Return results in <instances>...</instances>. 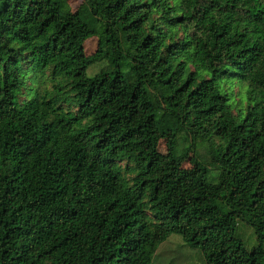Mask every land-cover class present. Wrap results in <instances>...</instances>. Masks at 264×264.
Masks as SVG:
<instances>
[{
	"label": "trees",
	"instance_id": "1",
	"mask_svg": "<svg viewBox=\"0 0 264 264\" xmlns=\"http://www.w3.org/2000/svg\"><path fill=\"white\" fill-rule=\"evenodd\" d=\"M171 234L264 264V0H0V264H150Z\"/></svg>",
	"mask_w": 264,
	"mask_h": 264
},
{
	"label": "rangeland",
	"instance_id": "2",
	"mask_svg": "<svg viewBox=\"0 0 264 264\" xmlns=\"http://www.w3.org/2000/svg\"><path fill=\"white\" fill-rule=\"evenodd\" d=\"M80 1L67 0L70 10L74 11L80 4ZM83 48L86 56L93 54L96 49V39H87L84 42ZM104 66V62L90 65L85 71L86 77H92L100 69L104 68ZM157 151L161 154L165 153V146L162 141L158 143ZM189 166L187 161L182 164L183 168H188ZM251 188V183L248 181H244L239 185L233 196V200L237 206H244ZM236 236L247 250L256 245L252 230L243 223L239 222L236 224ZM150 264H203V261L198 249L188 247L179 235L171 234L158 246Z\"/></svg>",
	"mask_w": 264,
	"mask_h": 264
}]
</instances>
